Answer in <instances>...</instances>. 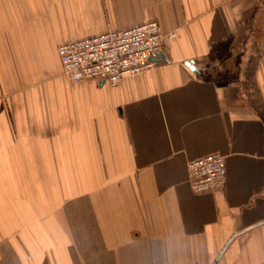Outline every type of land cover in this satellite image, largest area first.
I'll return each instance as SVG.
<instances>
[{"label": "crops", "instance_id": "crops-1", "mask_svg": "<svg viewBox=\"0 0 264 264\" xmlns=\"http://www.w3.org/2000/svg\"><path fill=\"white\" fill-rule=\"evenodd\" d=\"M155 21L156 64L71 82L59 43ZM223 155L222 190L186 162ZM264 260V0H0V264Z\"/></svg>", "mask_w": 264, "mask_h": 264}, {"label": "built area", "instance_id": "built-area-1", "mask_svg": "<svg viewBox=\"0 0 264 264\" xmlns=\"http://www.w3.org/2000/svg\"><path fill=\"white\" fill-rule=\"evenodd\" d=\"M155 21L108 30L96 36L61 42L56 51L63 76L71 82L104 79L116 86L127 76L150 70L174 31L162 32ZM219 153H208L186 162L187 181L192 192L222 190L225 161ZM259 264H264V260Z\"/></svg>", "mask_w": 264, "mask_h": 264}]
</instances>
